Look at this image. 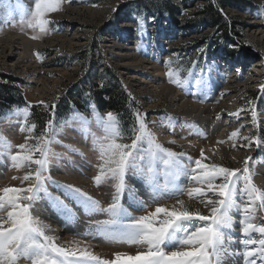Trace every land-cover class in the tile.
<instances>
[{
    "label": "snow or ice",
    "instance_id": "snow-or-ice-1",
    "mask_svg": "<svg viewBox=\"0 0 264 264\" xmlns=\"http://www.w3.org/2000/svg\"><path fill=\"white\" fill-rule=\"evenodd\" d=\"M64 2L67 0H32V5L28 6L24 0H0V12H6L13 19L18 17L22 27L33 31L38 29L39 33L47 35L50 34L49 14L60 11ZM136 20L137 32L143 38L147 35L145 18L141 15ZM31 38L38 39L39 36ZM137 48L139 50V44ZM200 52L204 53V49ZM37 58H40L39 54ZM178 63L179 57L175 61L164 62L168 68V82L186 94L195 95L189 87L195 76V67L182 77L181 70L173 68V64ZM192 63L196 65V61ZM203 83L202 75L195 78L196 86ZM261 92L264 93V85H261ZM85 95L91 96V93ZM132 99L129 93V108H132ZM199 102L204 101L201 99ZM41 104L49 109V105ZM249 104L253 105L252 124L258 127L254 102L249 101ZM32 107L13 106L5 116L0 117L10 121L15 118L19 131L26 133L24 143L18 145L0 133V164L5 163L6 157L12 168L23 173L13 177L19 180L17 186L0 188V264H20L21 260L28 264H229V261L236 264V257H241L243 264H264V224L255 223L258 208L264 209V190L253 182L255 164L264 161L247 157L243 168H230L211 162L203 148L199 158L195 159L183 151L176 152L158 141L149 127L147 113L138 108H132L134 122L126 134L120 118L122 114L113 111L101 114L94 101L87 105L92 119L73 106L71 115L58 120L56 105L52 104L50 118L42 127L33 119ZM243 111L245 109L241 108L228 115L239 120ZM93 121L103 135L97 136L90 131ZM161 121L162 126L172 131L178 118L162 113ZM73 122L80 125L74 130L79 131L85 140L92 137L93 150L98 152L99 158L97 174L92 180L97 187L110 184L113 190L107 206L79 187L52 181L48 174L53 160L61 156L53 150V144H61L83 155L78 148L64 145L59 140L65 127ZM185 126L199 128L187 122ZM243 127L240 125L228 137L233 148L237 147V139L247 141L240 147H250L252 143L257 146L264 144L259 135L241 137ZM193 134L204 138L207 135L202 130ZM125 139L130 142H122ZM169 143L174 144L175 141ZM217 143L224 144L225 141ZM182 178L195 186L185 187L180 183ZM133 181L139 182L148 199L139 195L140 189ZM50 184L61 195L50 192ZM184 195L189 200H198L207 214L199 208H190L184 199L179 198ZM41 200H46L66 223L78 220L77 208L89 217H106L89 220L88 229L76 235L85 239L101 238L110 244L136 246L137 252L135 255L115 252L108 259L93 252L81 240H73L69 244L58 242V237L50 234L53 232L51 226L33 212ZM167 200H174L175 203H163ZM151 205H155L154 210L147 211ZM139 211L146 214H134ZM234 213L238 214V220ZM237 223L239 238L235 233ZM254 234H258L259 238H254ZM237 243L242 251L233 247Z\"/></svg>",
    "mask_w": 264,
    "mask_h": 264
},
{
    "label": "rangeland",
    "instance_id": "rangeland-1",
    "mask_svg": "<svg viewBox=\"0 0 264 264\" xmlns=\"http://www.w3.org/2000/svg\"><path fill=\"white\" fill-rule=\"evenodd\" d=\"M134 1L135 0H67V2L62 4L60 11L49 14L48 19L51 23L48 25V28L50 34L47 35L39 33L38 29L33 31L26 27H22L19 23L18 17L13 19L8 17L7 14L0 16V22L3 24L0 26V37H4L11 32L13 34L23 35L28 41H37L40 43V46H28L26 52L31 65L26 66L28 69L27 72H21L22 66L18 67L13 64L12 67H6L0 62V73L21 80L24 98L29 105L53 100L62 95L65 89L73 88L79 80L85 77V69V71L88 72H86V75H89L92 82L95 80L93 83L98 85H101L102 79L105 80L107 77H110L111 79L114 78L121 89L125 90L127 93H131V96L135 100L140 111L147 113L146 119L150 122L149 127L157 136L158 141L165 147L171 148L176 152L183 151L186 154L191 155L194 159L199 158L200 149L203 148L205 154L209 157V160L228 162L233 164L234 168L241 166L244 160L243 157H245L243 155L245 149L244 147H240L238 141H236L237 147L233 148L231 146L232 141L228 140L229 136L219 138L217 141H225L222 145H228L226 146L227 152L218 150L214 151V154L213 151H210L209 149H205L198 145L194 146L191 144V140H198L203 143L208 142V137L204 138L199 134H194V137L190 135L194 129L191 128L192 126H185V123L187 122V124L192 125L193 122L196 121L194 118L193 120L191 117L185 115L183 113L184 110L177 112V109L175 108L177 106L171 102L170 97L166 94L160 96L156 94L149 95L145 91H142L143 93L139 91L136 92L133 91L132 87H128L124 81L123 74L114 65V59L116 57L114 53L110 52L107 49L108 47L105 46V41L108 39L104 37H107L105 35L106 31H113L114 35H117L114 36V40H119L120 37L118 36L122 28L120 23L130 18L132 22L129 36L132 38H129V40L132 45H134V39L136 36V42L138 41L137 45H140L139 50L137 48V53L139 54L138 57L151 60L154 63H159L160 65H157H159L160 68L164 67L166 73L168 68L165 67L164 62L167 60L175 61L177 57H179V63L173 64V68L181 70L180 75L185 77L187 76L188 71L195 67V76L192 78L190 84L195 85L196 77L201 75L203 77L205 76V72L208 70L207 68L209 66V60L207 58L214 50L215 52L218 51L216 50L218 49L216 44L219 41V43H223L220 46L222 53L227 56L238 54L242 50H253L251 51L252 53H245V55H249L248 60L251 61L259 60V55L264 56V41L258 40L253 35L255 29L260 32H263L262 30L264 29V11L262 10L261 13L260 9L261 6L264 9V0H241V2H244L246 5L237 8L231 5L223 6L221 12L225 14L229 20L233 19L232 21H236L240 24L236 25L234 28L232 23L231 30H227L226 38L222 35V30H219L208 23L198 22L199 18L196 14L205 4L204 0H169L170 5L165 4L166 0H151V8L148 6L133 8L135 7L133 4ZM210 1L212 2L213 0ZM25 2L28 3V6L32 5V0H24V3ZM171 10H174V12H171ZM123 15L127 16L124 17ZM141 15L145 18L147 29V35L143 38H141L137 32L138 24L136 17ZM133 28L136 29L137 33L133 32ZM74 32H77L80 35L82 43L73 48H69L67 41H64L63 39H59L52 43L48 42V40L57 35L63 34V36H66L73 34ZM34 35L39 36V38L32 39L31 37ZM214 38L215 40L213 41ZM116 43L119 44L120 42L116 41ZM120 44L126 45L125 42H121ZM200 49H204V53H201ZM81 50H85L87 55H91L94 60V64L92 63V65H90L92 66L90 71V66L87 68V63L81 65V61L78 59L79 57L77 56V53ZM167 53L169 56L165 58V60H160L163 54ZM37 54L40 55L39 59L37 58ZM10 59L13 60L14 57L11 56ZM193 61H196L195 66L192 63ZM201 70L203 71L201 72ZM128 72L137 77H143L145 81L151 80L150 75L143 69V64L139 69L131 68ZM166 73L164 76V84L170 86L177 95L180 93L184 94L185 91L168 82ZM176 88L179 94L175 91ZM248 90L249 89L244 93V98L247 97ZM235 99L239 101L240 96H235ZM88 100L89 99L86 96H82V98L80 97L78 104L81 106V112L79 113L92 119V114L87 107L90 102ZM195 101L197 102V105L203 104L199 102L200 100ZM14 106L21 108L24 107V105ZM12 108L13 106L4 111L0 117L5 116ZM59 111L61 112L62 110L60 109ZM72 111L73 108H70L64 112L57 113V119L59 120L71 115ZM162 113L171 114L172 117L178 118L174 130L170 131L168 127L162 126ZM182 113L183 116L181 115ZM212 115H214V113ZM180 116L182 118L186 117V119L181 121L182 118H180ZM164 123L166 124L167 120H165ZM79 128L80 125L73 122L70 126L65 127L63 134L59 136V140L62 141L64 145H71L73 148H78L83 155L81 156L70 151L68 148L62 147L61 144H53V150L60 153L61 156L58 160H53L48 174L51 176L52 181L58 182L59 184L74 185L87 192L82 186H77L72 183L73 175L85 176L86 180L96 189V195L90 194L89 192L87 193L99 200L104 206H107L110 201L106 200H111V197L108 199L104 197L103 194L106 191H103L102 189L107 187L108 191H110L112 188L110 184H103L99 187L94 184L92 177L97 174V165L99 164L98 152L93 150L91 136L85 140L84 136L81 135L79 131L74 130ZM90 131L97 136L103 135L102 131L97 127L94 121ZM158 132H161V136L158 135ZM206 132L208 135V131ZM0 133H3V135H5L14 145L24 143L25 141L26 133H21L19 131V126L15 118L11 121L8 119H0ZM163 133L168 134V137L164 138ZM174 137L175 143H169V141H173ZM122 142L129 143L130 140L125 139ZM230 150L233 152H241L242 154L238 155L239 157H236L228 153ZM13 151H15V149ZM233 157H235V159H233ZM21 175H23V173L12 168L11 162L5 157V163L0 164V188L5 186H17L19 180H14L13 177ZM160 179L161 182H163L162 176ZM253 182L259 189L264 190V184L258 183V181H254V179ZM180 183L185 187L195 186L190 185L184 178L181 179ZM49 191L54 195H61V193L51 184L49 185ZM145 195L146 194H143V196ZM179 198L184 199L190 208H199L203 214H207V210L203 208L198 200H189L187 195ZM41 202H43L45 206H49L46 200H41ZM68 203L71 204L72 202L68 201ZM163 203L171 205L174 204L175 201L167 200ZM72 206L75 207V205ZM154 208L155 205H151L147 211H153ZM33 212L35 214L34 209ZM134 214L144 215L146 212L139 211ZM234 215L238 220V214L234 213ZM105 218L106 217L94 216L89 220H102ZM255 223L264 224V209L258 208ZM83 226L79 228L78 233H82L88 229L89 221L84 223ZM239 232L240 227L237 223L235 227L237 238H239ZM254 238H259L258 234H254ZM83 241L90 243L89 239L83 238ZM100 241L101 244H99V246L103 247V249L98 250L103 254V256H101L102 258L111 259L115 252H126L135 255L138 250L136 246L110 244L103 239ZM233 247L242 251L238 243ZM99 251L97 252L96 250L95 253L97 254ZM20 264H28V262L21 260Z\"/></svg>",
    "mask_w": 264,
    "mask_h": 264
},
{
    "label": "bare ground",
    "instance_id": "bare-ground-1",
    "mask_svg": "<svg viewBox=\"0 0 264 264\" xmlns=\"http://www.w3.org/2000/svg\"><path fill=\"white\" fill-rule=\"evenodd\" d=\"M72 11H75V10H72ZM129 25L130 23L128 24L123 23V22L120 23V26L122 27V29L126 31L129 29ZM262 31L263 32H260L259 30L255 29L253 31V35L258 40L264 41V29ZM104 38L108 39L105 41V46L108 47L107 49L110 52L114 53L116 57V58L114 57L115 58L114 65L123 74L124 81L128 85V87H132L133 91H136V92L145 91L149 95L156 94L160 96L162 94H166L167 96L170 97L171 102H173V104L177 106L175 107L177 109V112H181V110H184L183 113L185 115L191 117L192 119L194 118L197 121V122L194 121L192 125H195V122H196L203 129H205V132L208 131L209 134L206 135V137H208L207 143H203L198 140H191V144H193L194 146L198 145L200 147H204L205 149H209L210 151L220 150V151L227 152L226 146L228 145L224 146L222 144H218L217 140L219 138L228 137L235 130V128L232 127V123L230 120L228 121V123L219 124L217 122H214V119L216 118L217 115L221 114L222 111H219L221 107H223L224 105L229 106L230 104H236L235 102H237L238 100L235 99V96H240V94L244 91V89L247 86V80L238 81L236 80V78H234L236 74L233 73L231 76L232 82H230L226 86L225 92L223 96L221 97V99H219L218 103L215 102V99L216 98L218 99L219 97H214L213 95L209 96V93H208L209 87H206L204 85L202 88H198L196 92L199 97L205 96L204 98L205 102L201 105H197L196 101L189 99L191 96H195V95L188 94L189 95L188 97H182L178 93L177 88L175 89V91H177L179 95H177L170 86L164 84L165 83L164 76L166 73V69L164 67L160 68L159 63H154L151 60H146V59L138 57L139 54L137 52H134L131 42L127 43L125 39L123 41H120V43L121 42L126 43V45L124 44L122 45L120 43L117 44L116 40L110 39L109 37H104ZM59 39H63L64 41H67L69 48L71 47L73 48L74 46H78L82 43V41L80 40V35L77 32H74L73 34L66 35V36H63V34L57 35L56 37H53L50 40H48V42L52 43V42L58 41ZM28 46L36 47V46H40V43H38L37 41L35 42L28 41L23 35L13 34L11 32H9L4 37H0V62L6 67H12L13 64L14 66H18V67L22 66L21 72L23 73L27 72L28 69L26 68V66L31 65L29 63L30 59L27 57V52H26L28 50ZM11 56L14 57L13 60L10 59ZM168 56H169L168 53L163 54L160 60H165V58H167ZM142 64H143V69L145 70V72L150 75L151 80L149 81L147 80L145 81L143 77H137L136 75L129 74L128 72L129 69L131 68L139 69ZM214 77H217V76L211 75L210 78H214ZM255 80H257V78ZM211 83L214 84L215 86L214 80H212ZM212 88H213V85H212ZM201 89H203V91H201ZM192 93H195V92H192ZM183 113L181 114L182 116H183ZM213 113L214 115H212ZM179 114H175V115H179ZM180 118L182 117L180 116ZM183 119H186V117H183L181 121ZM191 128L194 129V126H192ZM193 133L195 132L192 131L190 133L192 137H194ZM158 135L161 136V132H158ZM163 136L164 138H167L168 134L163 133ZM173 140H175V137L173 138ZM228 153L236 157L242 154L241 152H233L232 150H230V152ZM243 155L246 157L249 154L248 153L245 154V152H243ZM258 158L260 161H264V160H261L264 158V155H260ZM257 169L259 172L257 173L255 177L256 181L264 184V162L258 163ZM73 176H74L72 179L73 184L77 186H82L83 189H85L90 194L96 195L95 193L96 189L91 185L90 182L86 180L85 176L83 175H77V176L73 175ZM133 183L138 189H140L139 195L144 199H148L147 193L143 190V188H141L139 182L133 181ZM102 190L106 191L103 194L104 197H106L107 199L111 197L113 190L108 191L107 187L103 188ZM143 194H146V195L143 196ZM106 201H110V200L108 199ZM76 210L78 213V220L75 223H66L59 215H57L56 212L52 210L50 206H47V205L45 206L44 203L41 201H38L34 208L35 215H37L39 219L42 220L44 223L49 224L51 226V228L53 229V232L50 234L58 237V242L62 244H69L73 240H81L82 243H87L83 241V237H80L76 234L79 232V228L82 227L83 224L89 221V219H91L92 217L85 215L84 212L79 208H77ZM97 217H104V216H97ZM88 239L90 243H87V245L90 247V249L93 252H95L96 250L98 252L100 249H103V247L99 246V244H101V241H100L101 238H96V239L88 238ZM97 254L100 256H103L101 251H99V253ZM235 260H236V264H243L241 257H236ZM229 264H231V261H229Z\"/></svg>",
    "mask_w": 264,
    "mask_h": 264
},
{
    "label": "trees",
    "instance_id": "trees-1",
    "mask_svg": "<svg viewBox=\"0 0 264 264\" xmlns=\"http://www.w3.org/2000/svg\"><path fill=\"white\" fill-rule=\"evenodd\" d=\"M204 2L205 4L196 14L199 18L198 22L206 24L208 23L209 25H213L215 28L222 30V35L226 38L227 30H231L232 23L234 28L239 23H237L236 21H232L233 19L229 20L226 15L221 12L222 7L231 5L237 8L242 7L246 4L244 2H241V0H213L212 2L210 0H204ZM133 4L135 5V7L133 8H138L141 6H148L150 8L152 7L151 0H135ZM165 4L170 5L169 0H166ZM260 9L262 13V10L264 11L262 6ZM171 12H174V10H171ZM123 16L126 17L127 15ZM214 40L215 38L213 39V41ZM77 56L79 57V61H81V65L87 63V68L92 65V63L94 64L92 56L87 55V52L85 50L79 51L77 53ZM91 67L92 66L89 67V71ZM85 70V77L79 80V82L75 86H73V88L65 89L62 95L56 97L53 100L44 101V104L49 105V109H45L41 102L32 104L33 119L36 120L42 127L50 118L49 112L50 106L52 104L56 105V114L69 110L70 108H73V106H75L76 110H80L79 112H81V106L78 104L80 97L82 98V96H86L85 93L90 92L91 96L86 97L89 99L88 101L95 102L96 107L99 109L101 114H106L107 111H113L122 114L120 118L124 125L125 131L127 132V130L134 122L132 108L139 109L135 100H131L132 108H129V93L121 89L114 78L111 79L110 77H107V79L105 80L102 79L101 85L103 86H101L93 83L95 80L92 82L91 77L89 75H86L88 72ZM21 84L22 83L20 79L0 73V116L4 111L14 105H29L24 98ZM60 109L62 110L61 112L59 111ZM38 133L39 129L37 130V134ZM210 161L221 164L222 166L234 168L233 164L228 162L214 160Z\"/></svg>",
    "mask_w": 264,
    "mask_h": 264
},
{
    "label": "built area",
    "instance_id": "built-area-1",
    "mask_svg": "<svg viewBox=\"0 0 264 264\" xmlns=\"http://www.w3.org/2000/svg\"><path fill=\"white\" fill-rule=\"evenodd\" d=\"M26 3V2H25ZM28 5V3H26ZM152 16V15H151ZM131 20L130 18L126 19L123 23H130L129 29L126 31L121 28V31L119 32L120 39L116 41H123L126 39L127 43L131 42L129 38H132L129 36V30L131 27ZM166 23V22H165ZM134 29V28H133ZM135 33V29L133 31ZM105 35L109 37L110 39H114L113 31H106ZM116 39V38H115ZM136 42V39H134ZM134 42L133 50L135 52V46L136 43ZM220 42V41H219ZM217 42L216 46L219 50L220 46L223 43ZM249 48V47H248ZM250 49V48H249ZM253 50H242L240 53L227 56L226 54L221 53L220 55H213L211 57L212 62V70L218 72V77L216 78V86L215 89L212 92V95L214 97H219L218 99H215V102L218 103L219 99L223 96L226 86L232 82V74L235 73L236 80H247V86L246 89L240 94V100L238 102H235L236 104H230L229 106H223L219 111H222L219 116L220 118L214 119V122H217L219 124L228 123L230 120L232 123V127L237 128L240 127V125H244V127L240 131V136H256L259 135L262 139H264V93L261 92V85H264V56L259 55V60L251 61L248 60L249 55H245V53H252ZM260 62V63H259ZM257 78V80H255ZM252 82V83H251ZM249 84V85H248ZM247 92V97L244 98V93ZM180 95H183L180 93ZM213 98V97H211ZM191 99V98H189ZM195 101L196 99H192ZM249 101L254 102L255 109L258 114V127L253 126L252 119H251V108L253 105L249 104ZM223 108V109H222ZM244 108L245 111L241 112V118L237 120L235 117H231L228 115V113L236 112L238 109ZM224 111V112H223ZM196 123V122H195ZM196 125H198L196 123ZM201 130H203L204 133L205 129H202L200 125H198ZM198 128V129H199ZM239 142L238 144H246L247 141H243L242 139H237ZM245 154H249L246 157H243L244 159L247 157H251L253 160H259L260 155H264V146L261 144L260 146H257L256 143H252L250 147H244ZM261 160H264L261 159ZM244 161V160H243ZM252 161H250L251 164ZM257 165V163L255 164ZM243 162L241 166L236 168H242ZM255 172L258 173V169H255Z\"/></svg>",
    "mask_w": 264,
    "mask_h": 264
}]
</instances>
